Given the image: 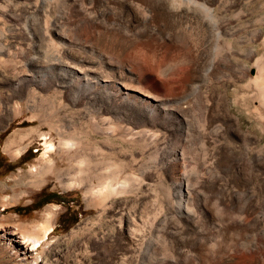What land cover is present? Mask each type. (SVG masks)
Instances as JSON below:
<instances>
[{
  "label": "rangeland",
  "instance_id": "rangeland-1",
  "mask_svg": "<svg viewBox=\"0 0 264 264\" xmlns=\"http://www.w3.org/2000/svg\"><path fill=\"white\" fill-rule=\"evenodd\" d=\"M151 2L0 0V42L9 52L0 59V227L22 224L30 232L46 223L49 208L52 230L37 249V264H264V104L259 100L264 0H206L215 18L226 23L223 38L200 17L175 23ZM176 2H191L203 13L199 0ZM54 29L65 34L64 40ZM180 33L193 43L191 59L183 64L174 54ZM260 64L262 80L249 85ZM246 65L253 68L247 72ZM86 74L95 82L112 79V92L85 91L79 79ZM24 76L33 77L32 84H20L29 97L12 99L5 118L12 83ZM117 91L128 94L118 98ZM190 93L193 135L184 144L178 121L162 112ZM146 95L154 97L155 106L143 105ZM207 116L221 124L239 118L233 127L237 146L225 135L222 141L227 149L235 146L245 176L240 183L213 177L199 183L206 171L195 168L188 184L193 199H182L178 184L172 187L175 167L168 161L179 146L201 159L197 132ZM68 122L77 129L65 130ZM246 134L258 141L248 146ZM63 137L125 161V168L103 163L91 171L96 185L115 176L118 195L98 206L99 199L86 197L85 186H67L55 171L31 183V169L49 157L56 171L78 175L76 160L58 153ZM50 141L56 151L45 156ZM53 193L58 198L52 199ZM128 232L140 236L142 259ZM4 247L0 264H23Z\"/></svg>",
  "mask_w": 264,
  "mask_h": 264
},
{
  "label": "bare ground",
  "instance_id": "bare-ground-1",
  "mask_svg": "<svg viewBox=\"0 0 264 264\" xmlns=\"http://www.w3.org/2000/svg\"><path fill=\"white\" fill-rule=\"evenodd\" d=\"M126 1L127 0H121L122 3L126 2ZM151 1H152L151 3L155 6H157L159 9L163 10L164 12L166 11V12L170 13L172 15L175 23L176 22L180 23V21L182 22L183 20L185 21L187 18L193 19V18H199L200 17V19H202L206 22V24H207L206 26H211V27L217 29L216 32H214V33H216L217 38H223V36L224 35L226 36V34H227V27H226L225 21H219V20H217V18H215L214 13H213L214 11L212 10L211 7H208L206 5V0H199V2H200L199 5L201 6V9H202L201 11H203V13H201V14H200V12L196 11L197 9L194 10L191 2H190L191 4L189 2H187L185 4H178L176 2V0H151ZM101 14H102V12H101ZM203 24H202V26H203ZM233 29H237V28H233ZM54 30L56 31V33L60 37L62 36V40H64L65 34L60 29H54ZM236 34H237L236 31L230 32V35H232V37ZM1 35L4 36V34H0V36ZM174 42L176 44L174 46V54H175V58L177 59L176 61H178V62L181 61L182 64L188 63L191 59V52H192V45L191 44H193V43L189 40V38L186 35L181 34V33L178 34L177 36H175ZM6 49L7 48L5 47V45H3L0 42V59L1 60H5L6 56H8V54H9L8 49L7 50ZM46 55L47 56L51 55V53L49 54L47 52ZM52 58H56L57 60H61V59H58L56 56H54ZM31 62H33V61H31ZM61 62H62V60H61ZM258 63H259V61H258ZM62 64H64V66L67 65L65 62H63ZM263 66H264V64H263ZM263 66H261V64H260V66H257L258 74L255 77L249 78V80L247 82L249 85L257 84L262 80V78H263L262 77L263 76L262 67ZM251 68H253L251 65L245 66V69L247 72H249V70ZM30 78L31 77H25L24 76L23 78L18 79V81H15L12 83V93L9 95L8 99L6 101H4V105H5L4 108L6 109V112L4 113L5 118H9L11 115V113H10L11 109H10L8 104L10 103V101L12 99H14L16 97H18V98L29 97V92L28 91L25 92L24 89H21L20 84L22 82H25V83H23L24 86L32 84L33 83L32 82L33 77L31 79ZM79 80H81V82L79 83L80 87L83 88L85 91H89V90L95 89L97 87H103L107 91H109V90L111 91V89H113L111 86L112 85V82H111L112 79L110 80L109 78H103V79L99 80L98 82H95V81L91 80L86 74L85 77H81V79H79ZM196 86H199V80L194 83L193 89ZM125 94H128V92H126V91L124 93L118 92L117 96H118V98H123V95H125ZM191 95H192V93H190V95L183 98L181 103L165 105L163 108V112H162V114L165 118L174 119V120L178 121L179 132L181 134L182 141L184 144H189V138L193 135V133L190 131V128H191L190 127V116H191V114H192L191 112L193 110V101L191 100ZM153 100H154V97L146 95L145 100H142V102H143V105L145 104L147 107H150V106H155L153 103ZM259 100H261V102L264 104V91H262V89H261V94H260ZM259 104H261V103H259ZM2 105H3V103L1 104V106ZM203 118H204V116H203ZM238 119L239 118L234 116V118H228V119H225L224 121L220 120L221 122H223V124H221V123L217 122V118H215V119L210 118V116L209 117L207 116L205 118L204 127L199 132H197V136H199V138H200L201 147L204 150V153H203V156L201 157V159H196V157H193L195 153L194 154L192 153L193 155H189L186 152L185 148H183V146H179L173 150L172 155L168 161V163H171V165L173 164L175 167L174 170H172V176L174 179V181L172 183V187L174 188L175 184L176 183L178 184L176 186V187H178L177 191L179 192V194H180L179 196H181L182 199L184 197H187V198L191 197V190H190V187L188 184H189L190 180L195 175V173H194L195 168L204 169L206 171L204 173L201 172L199 183L206 181L207 178H212V177L216 181L224 179V180H231L235 183H240L241 179L245 176V175H243L240 164H239V160L241 161V159L235 153V149H236L235 146L233 145L234 147L232 149L231 148L227 149L224 141H222L223 140L222 138L225 135V139H228V142H231V143L236 145L235 141H238L237 140L238 133L234 130L233 127L234 126L237 127L239 125ZM75 125H76V123H75ZM75 125H73V123L68 122V123H65L63 125V127H64V129L66 127L69 129L76 130L77 125L76 126ZM64 129L61 128L59 130L60 133L63 132ZM79 130L82 131V129H79ZM64 132L66 134V131H64ZM43 134L44 133H41L40 135H43ZM64 138H66V137H63L61 139L62 146L59 148L60 151L58 150L59 151L58 153L61 155L62 151L63 152L65 151L68 154L69 160H71V161L76 160V162L78 164V170H79L78 175L77 176L71 175L70 170H68V171L67 170H57L56 171L54 169L56 162L53 159H51L50 157L49 158L45 157L47 162H45L44 165H41L39 167L35 166L33 169H31V177H32L31 183L39 182L42 179L44 174H46L48 172H54L55 171V173L58 175L59 179L63 183L67 184V186H70V187L81 186V185L85 186L86 197L88 199H91L94 197H95V199L96 198L99 199V202L97 203L98 206L99 205L103 206L104 201L106 199H108L112 196L118 195L119 194V191H118L119 188L117 189L116 187H114L115 184L113 181L116 178L115 176H112L110 179L103 181V182L99 181L96 185L93 183L94 181H92L93 174L91 171L95 167H97L98 165H101L103 163H107L108 164L107 166H109V168L113 167L112 166L113 163H115L116 165H117V163H119L120 165H123L125 168L128 166L126 163H124L125 161L121 159L123 162L122 161L118 162V160L116 159V157L113 154L110 153L111 155L106 156L100 149H97L94 152L86 150L84 148H88L89 146L88 145H81V141H78L75 138H69V139H64ZM78 139H79V137H78ZM245 139L247 140L246 142H247L248 146H249V144L251 145V144H254L258 141L256 135L253 136L250 134H246ZM47 142H48V140H47ZM84 144H87V143H84ZM237 144H239V143H237ZM47 148H48V151L45 154V156L49 155L50 153H52L55 150L54 142L50 141L47 145ZM245 148H246V146H245ZM195 155H197V154H195ZM197 157H200V155H198ZM138 164H140V163H138ZM137 167H140V166L137 165ZM252 169H253V167H252ZM205 173H208V175H206ZM67 175H68V177H67ZM129 178H132V177L130 175H129V177L126 176V179H129ZM125 181L127 182V180H125ZM170 190H171V188H170ZM129 191H130V189H127L125 192H129ZM173 191H174V189H173ZM193 191H194V188H193ZM193 191H192V193H193ZM177 197H178V194H177ZM191 199H193V198L191 197ZM47 211H49V212H47L48 214H47L46 223L44 222L42 224L41 223L35 224L34 227L33 226L31 227L32 229L30 232L27 229L26 225H22V224H8V225L0 227V245L3 244L9 250L10 254L15 256L19 261L23 262V264H31L32 262L34 264H37V262L39 261L38 259H40L41 255H40V253L37 252V249H38L41 241H43L44 237H46L48 235V233L52 230V227L50 225V220L52 218L51 210L48 208ZM120 214L123 215L124 211H121ZM139 219H141V218H139ZM135 223L136 222H134V224ZM138 227H139V224H138ZM27 230H28V232H25ZM131 230H132V228H131ZM41 233H44V236H41ZM133 233H135V232H133ZM138 234H140V233H138ZM128 238L130 239L132 244H134V247L136 248V250L138 252V256L142 259L143 258V244L141 243L140 236H135V235L132 236L128 232ZM223 255L225 257V254H223ZM226 257H228V255H226ZM227 260H228V258H227Z\"/></svg>",
  "mask_w": 264,
  "mask_h": 264
},
{
  "label": "trees",
  "instance_id": "trees-1",
  "mask_svg": "<svg viewBox=\"0 0 264 264\" xmlns=\"http://www.w3.org/2000/svg\"><path fill=\"white\" fill-rule=\"evenodd\" d=\"M56 198H58V196L56 195V194H52V199H56Z\"/></svg>",
  "mask_w": 264,
  "mask_h": 264
}]
</instances>
